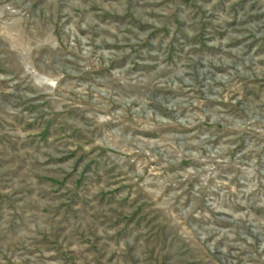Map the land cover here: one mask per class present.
I'll list each match as a JSON object with an SVG mask.
<instances>
[{
	"label": "rangeland",
	"instance_id": "374dc122",
	"mask_svg": "<svg viewBox=\"0 0 264 264\" xmlns=\"http://www.w3.org/2000/svg\"><path fill=\"white\" fill-rule=\"evenodd\" d=\"M0 264H264V0H0Z\"/></svg>",
	"mask_w": 264,
	"mask_h": 264
}]
</instances>
